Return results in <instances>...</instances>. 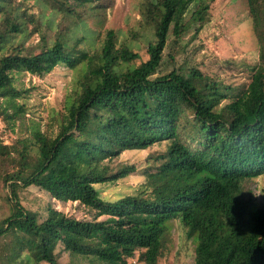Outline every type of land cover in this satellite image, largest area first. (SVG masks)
<instances>
[{
  "label": "trees",
  "instance_id": "16d2710c",
  "mask_svg": "<svg viewBox=\"0 0 264 264\" xmlns=\"http://www.w3.org/2000/svg\"><path fill=\"white\" fill-rule=\"evenodd\" d=\"M76 1L0 0V98L14 103L0 117L15 135L5 143L0 131V185L10 209L0 219V264H60L58 246L92 264H160L175 246L174 223L194 244L193 264H264V203L245 184L264 174V0H246L260 61L235 93L164 54L170 33L181 50L187 33L198 36L214 0H137L134 39L95 29L89 46L69 35L84 21L81 3L93 5ZM140 30L153 33L145 60L134 49ZM57 65L73 72L53 117L57 129L32 121L23 134L17 120L30 110L33 87L21 78ZM155 143L164 148L149 153L134 192L102 195L97 184L135 170L113 158ZM30 186L78 201L88 217L51 203L45 214L30 208L20 194Z\"/></svg>",
  "mask_w": 264,
  "mask_h": 264
},
{
  "label": "rangeland",
  "instance_id": "374dc122",
  "mask_svg": "<svg viewBox=\"0 0 264 264\" xmlns=\"http://www.w3.org/2000/svg\"><path fill=\"white\" fill-rule=\"evenodd\" d=\"M75 4L76 0H70ZM101 2L100 9L97 4ZM93 5L83 1L82 17L84 21H77L69 28V35L72 38L83 37L80 46H89L93 30L102 32L106 29H114L117 32L119 42L134 39L132 31L138 29L139 11L137 0H92ZM36 11V9H32ZM136 49L140 58H148L147 43L153 40L151 30H140L136 34ZM190 33L185 35L180 46L174 45L173 35L170 33L167 40L164 54L175 55L174 65L197 66L204 73L210 75L215 81H222L236 89L242 88L248 82L251 71L249 68L260 61L259 48L252 31L251 20L248 15L246 0H214L211 4L210 20L203 26L197 37L190 40ZM39 40L35 34L33 43ZM190 40V41H189ZM98 41V40H96ZM179 51L175 53V51ZM165 55V68L171 69L172 65ZM139 61V60H138ZM73 72L64 65H57L53 70L42 77L31 75L28 72L21 78L24 87H33L27 97V106L30 110L25 113L17 124L22 125V132L26 134L24 127L29 126L32 121L39 124L41 129H54L57 126L53 117L60 115L63 111V101L72 88ZM14 110V103L11 100L0 98V111L11 113ZM0 131L5 143L10 141L12 134L8 131L0 117ZM164 143H155L147 149L125 150L118 158H113L111 163L119 162L132 164L135 170L125 177L114 182L97 184L102 195L118 198L132 193L144 181L143 167L150 152L162 150ZM246 188L250 190L255 199L264 203V174L245 182ZM7 188L0 185V219L10 213L9 205L5 201L4 194ZM21 200L32 209L44 212V206L51 203L56 209L71 214L76 218H87L86 210L78 201L68 200L66 202L50 197L46 192L37 187L30 186L21 191ZM177 223L173 224V237L175 246L160 264H193L194 244L190 240L181 239ZM56 251L59 254L60 264H92L83 258L71 256L58 246ZM101 264H105L101 262Z\"/></svg>",
  "mask_w": 264,
  "mask_h": 264
}]
</instances>
